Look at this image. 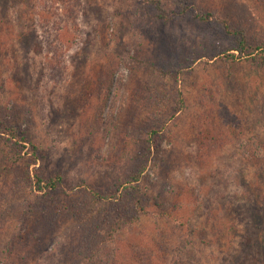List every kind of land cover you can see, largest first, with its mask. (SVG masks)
I'll return each instance as SVG.
<instances>
[{"label": "rangeland", "instance_id": "obj_1", "mask_svg": "<svg viewBox=\"0 0 264 264\" xmlns=\"http://www.w3.org/2000/svg\"><path fill=\"white\" fill-rule=\"evenodd\" d=\"M157 1L169 14L194 9L163 21L148 0H0V121L39 147L37 167L77 207L82 185L118 188L145 158L151 216L121 236L120 264H264V78L246 58L217 55H238L223 20L264 44V0ZM202 11L216 20H197ZM159 126L162 147L149 151ZM6 186L0 178V200ZM175 205L176 220H156ZM19 221L0 222V264H69L75 218L44 232L37 252Z\"/></svg>", "mask_w": 264, "mask_h": 264}, {"label": "trees", "instance_id": "obj_2", "mask_svg": "<svg viewBox=\"0 0 264 264\" xmlns=\"http://www.w3.org/2000/svg\"><path fill=\"white\" fill-rule=\"evenodd\" d=\"M148 2L154 4L155 10L159 13L158 17L163 21L171 19L173 15L183 17L188 11L194 9V5L191 8L185 7L189 3L192 4L191 2L188 4L179 2L180 5L185 4L184 9L169 14L163 8L161 1L148 0ZM216 17V14L207 11L195 15V18L201 22H211L213 19L216 20ZM223 24L227 36L235 41L236 46L233 51L238 55L229 51H221L217 55L225 63L231 65L246 58V61L262 72L264 78V44H256L257 42L252 41L251 29L244 25L234 27L225 20ZM198 60L196 58L194 62ZM160 72L165 75V72ZM168 72L172 73V71ZM180 73L181 71H177V74ZM114 75L113 71L107 85L102 112L110 99ZM178 97L175 103L181 107L184 106L186 101L183 93L180 92ZM163 130L164 126H159V129H150L145 141L149 151L162 147ZM25 143H29L30 147L28 153L22 156L27 148ZM42 156L37 145L29 141L8 122L0 121V178L5 179L9 192L7 198L0 200V222H9L19 218L21 225L30 226L28 237L31 238L34 235V238H31L34 243H31L30 248L37 252V247L47 239L44 232L53 234L59 230L56 226L58 222L75 218V225L65 230L66 255L64 257L66 263L120 264L123 254L119 247L121 236H124L131 227L137 226L148 215L151 216L148 212V205L143 202L145 192L141 186L142 177L148 166L145 158L141 157L139 169L132 171L128 181L123 185L118 184V188L110 187L100 193L82 185L89 199L85 205L77 207L73 198L70 197V190H67L64 180L61 177L47 179L44 177L43 168L37 167ZM33 166L35 167L31 171ZM18 202L26 204V208L18 209L16 207L20 205ZM180 211L177 205L172 210L161 208L157 209L155 217L162 223H171L176 220ZM179 222H181L179 228L184 227L183 222ZM28 223L31 224L28 225ZM29 238L24 236V240L30 241Z\"/></svg>", "mask_w": 264, "mask_h": 264}]
</instances>
